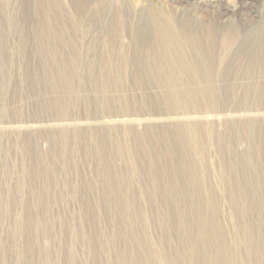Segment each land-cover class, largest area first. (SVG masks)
<instances>
[{"label":"rangeland","instance_id":"374dc122","mask_svg":"<svg viewBox=\"0 0 264 264\" xmlns=\"http://www.w3.org/2000/svg\"><path fill=\"white\" fill-rule=\"evenodd\" d=\"M179 3L214 90L137 71L145 0H0V264H264V0Z\"/></svg>","mask_w":264,"mask_h":264},{"label":"bare ground","instance_id":"6f19581e","mask_svg":"<svg viewBox=\"0 0 264 264\" xmlns=\"http://www.w3.org/2000/svg\"><path fill=\"white\" fill-rule=\"evenodd\" d=\"M158 2L160 0H145L144 6H137L133 21L131 18L124 19L125 16L121 14L124 16L121 17L124 19H122L124 29L117 34L128 38L129 46H125L133 52L135 68L139 73L164 80L162 82H165V87L171 91L177 92L187 87L185 85L187 81H195L193 82L195 85L191 86H196V90H214L213 83L218 75V66L226 61L224 60L226 54L231 51L234 40L235 42L237 40L235 32L224 34L223 49L217 55L210 44L217 36L214 25L218 19L214 18V25L208 26L205 24L203 12L200 15L182 13L185 6L180 3L178 7L176 6L177 10L172 7L173 5L164 10L157 7ZM117 37L118 40L120 37L118 35ZM123 43L127 44L126 41ZM128 51L125 59L129 55Z\"/></svg>","mask_w":264,"mask_h":264}]
</instances>
